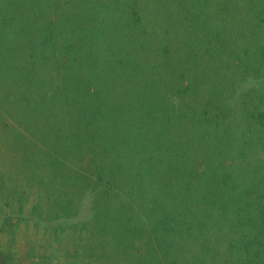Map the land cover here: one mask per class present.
Wrapping results in <instances>:
<instances>
[{"label": "rangeland", "instance_id": "rangeland-1", "mask_svg": "<svg viewBox=\"0 0 264 264\" xmlns=\"http://www.w3.org/2000/svg\"><path fill=\"white\" fill-rule=\"evenodd\" d=\"M0 264H264V0H0Z\"/></svg>", "mask_w": 264, "mask_h": 264}]
</instances>
